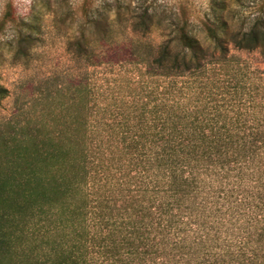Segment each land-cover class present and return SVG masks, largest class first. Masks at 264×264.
Returning a JSON list of instances; mask_svg holds the SVG:
<instances>
[{
	"label": "trees",
	"instance_id": "obj_1",
	"mask_svg": "<svg viewBox=\"0 0 264 264\" xmlns=\"http://www.w3.org/2000/svg\"><path fill=\"white\" fill-rule=\"evenodd\" d=\"M202 1L84 0L62 20L88 62L120 28L162 40L127 50L131 102L95 112L77 90L0 131V264H264V72L225 75L230 47L264 57V0ZM31 30L16 28L17 60ZM248 186L255 240L237 242L222 217Z\"/></svg>",
	"mask_w": 264,
	"mask_h": 264
},
{
	"label": "rangeland",
	"instance_id": "obj_2",
	"mask_svg": "<svg viewBox=\"0 0 264 264\" xmlns=\"http://www.w3.org/2000/svg\"><path fill=\"white\" fill-rule=\"evenodd\" d=\"M36 1L0 0V84L9 91V96L0 103V131L9 130L11 125L25 117L34 120L37 110L51 112L56 106L67 105L77 90L90 94L95 112L105 107L124 105L140 93L137 88L140 73L132 64L127 50L135 42L158 46L162 40L158 32L141 38L130 36L125 28H120L116 38L103 47H97L88 62L68 52L71 24L62 22L72 9L80 8L84 0H39L35 4ZM101 1L98 0L99 3ZM195 1L197 7L204 3ZM22 22L33 29L37 43L27 58L17 60L12 54V42L16 28ZM230 56L237 61L225 71V75L241 69L240 77L257 82V69L264 72V57L259 53L230 47ZM217 77L222 78L220 75ZM228 78L224 76L223 79ZM257 191L248 186L240 189L239 193H228L226 208L229 213L226 214L225 209L222 217L226 218L225 226H220L223 237L237 242L246 240L248 236L255 240L249 235L252 232L249 226L251 215L236 200L244 194L246 197L241 199L244 201L251 192L259 193Z\"/></svg>",
	"mask_w": 264,
	"mask_h": 264
}]
</instances>
